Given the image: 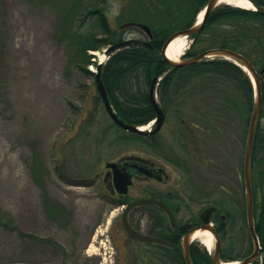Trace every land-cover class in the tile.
Wrapping results in <instances>:
<instances>
[{
  "label": "rangeland",
  "instance_id": "rangeland-1",
  "mask_svg": "<svg viewBox=\"0 0 264 264\" xmlns=\"http://www.w3.org/2000/svg\"><path fill=\"white\" fill-rule=\"evenodd\" d=\"M2 1L6 12L1 20L0 47V264H114L111 229L123 248L125 260L120 264H143L138 244L120 222L121 209L103 198L109 193L104 178L106 162L162 158L156 153L158 148H147L150 143L162 144L168 158L177 154L194 167L189 181L167 163L169 176L162 183L151 184L178 193L180 197L174 199L180 207L178 222L196 225L203 210L214 205L219 207L213 218L218 225L215 216L220 212L218 217H225L220 201L234 199L237 224L227 227L220 237L221 251L235 259L223 261L251 255L255 245L247 224L244 165L252 113L246 126L241 119L244 97L239 86L226 82L238 108L229 113L227 126L220 132L210 129L189 134L172 112L154 140L127 138L129 133L114 125L106 112L95 75L70 65L67 44L55 36L57 13L51 4ZM136 7L135 0H107L106 12L115 26L135 13L141 15ZM124 31L126 37L147 39L139 27ZM188 39L191 46L193 40ZM107 48L90 51L97 64L108 61ZM89 70L95 72L97 65H90ZM260 123L264 130V116ZM149 124L144 125L146 131L154 127H146ZM36 160L43 165L49 199L58 209L67 210L57 214L71 217L70 225L66 226L65 218L60 224L44 217V190L33 176ZM149 185L136 182L132 192H145ZM134 217L145 231L149 229L151 221L145 215ZM34 233L55 244L38 246L32 240ZM195 242L204 247L199 240ZM142 247L154 259L158 248ZM214 248L215 244L211 252ZM259 259L262 261V254Z\"/></svg>",
  "mask_w": 264,
  "mask_h": 264
},
{
  "label": "trees",
  "instance_id": "trees-1",
  "mask_svg": "<svg viewBox=\"0 0 264 264\" xmlns=\"http://www.w3.org/2000/svg\"><path fill=\"white\" fill-rule=\"evenodd\" d=\"M39 4L50 3L57 13V33L59 42H65L69 49L68 61L86 75H95L89 70L90 65H97L95 56L90 51L103 50L105 46L125 40L124 30L128 27H150L153 37L148 34L146 40L152 47L142 43H132L112 54L102 68V78L123 121L133 125H145L155 117V110L149 103L150 88L153 79L162 75L157 87L160 96L170 98L169 103H176L181 96H214L216 117L213 130L220 132L227 126L230 112L238 108V103L230 97L227 81L238 85L244 99L241 111L242 122L247 126L254 104V92L251 79L246 71L231 60L223 58L202 60L191 65L171 67L161 54L167 38L174 32L192 26L197 14L208 0H135V15L121 19L114 26L106 12L107 0H34ZM256 10L221 4L209 15L203 29L194 34L191 50L196 55L210 48H230L245 55L260 71L264 67V0H252ZM4 3L0 0V47L2 41L1 20L4 18ZM6 12V11H5ZM87 26V27H86ZM263 104L261 116H264V74L261 76ZM241 105V108H242ZM113 124L118 126L114 121ZM121 128L120 126H118ZM128 132V131H127ZM127 138L144 139L157 137L158 134H137L128 132ZM154 140V139H153ZM33 176L43 188L44 202L47 208L58 207L44 189L43 165L35 161ZM252 187L254 195L255 228L261 241L262 261L252 264H264V130L260 120L252 154ZM225 217L215 216L219 234H224L227 227L232 229L237 224L234 211L237 202L234 199L220 201ZM66 211V210H64ZM54 213V212H53ZM157 226L152 233L174 243L173 247L158 245L154 259L148 264H186L181 241L195 223L179 222L173 227L165 224L161 215H156ZM0 223L2 221L0 220ZM249 231V230H248ZM250 235V233H249ZM251 237V235H250ZM53 243H55L52 240ZM190 254L194 264H213L212 254L198 242L190 245ZM223 260H234L224 250Z\"/></svg>",
  "mask_w": 264,
  "mask_h": 264
},
{
  "label": "water",
  "instance_id": "water-1",
  "mask_svg": "<svg viewBox=\"0 0 264 264\" xmlns=\"http://www.w3.org/2000/svg\"><path fill=\"white\" fill-rule=\"evenodd\" d=\"M221 3L222 2H220V0H208L203 10L204 14H203L202 20L199 22V19H198V21L191 27L185 28V29H182V30H179L173 33L166 40L161 50V54L163 58L166 60V62L171 67L191 65L194 63H198L202 60L214 59L217 57L225 58L228 60H232L234 63H236L241 68H243L245 71H247L252 79L253 88H254V104H253V111H252L251 121H250L249 129H248L246 147H245L244 173H245L247 224H248V230L254 241L255 247L251 255L240 260L238 263V264H252L259 258L261 248H262L259 235L257 234L256 228H255L254 195H253V187H252V154H253V146H254V141L256 137V132H257V126L260 120L262 104H263L261 76L264 74V67L260 71H258L256 67L253 65V63L249 60V58H247L242 53L236 50L230 49V48H210L194 56H191L188 58H181L179 61L170 59L166 54L169 44L176 37L178 36L190 37L194 34L199 33L203 29L211 12L216 7H218ZM141 27L149 34L150 37H153L152 31L148 25L142 24ZM132 43H142L150 48L152 47L147 41H141L137 39H127V40H123L121 42L111 45L109 48L106 49V53L107 54L113 53L114 51L122 47H125L127 45H130ZM102 67H103V63H99L97 66L96 84H97V89L100 93V96L102 97L104 101L106 110L108 114L110 115V117L119 126H121L123 129L130 131V132H134L137 134H145V135L149 133L158 132L162 128L165 122V114L155 99V87H156V84L158 83L159 75H157L153 79L152 84H151V89H150L152 103L154 104L156 111H157L155 128L152 131H145L143 130L142 127L126 123L113 110V107L110 104L108 92L106 90V87H105V84L102 78ZM106 167L111 168L113 170V183H114L115 188L121 193L127 192L129 189V185L133 182L132 173L123 171L121 169V165H119L117 162H106ZM148 203H157L161 207H163L169 216L172 226H176L177 224L176 217L169 206H167L165 203L155 198H141V199L132 201L123 211L122 220H123V224H124L126 231L132 238L140 240V241L173 246V243L171 241L165 238H161L156 235H151V234L138 231L135 228H133L132 225L130 224L129 214H128L129 211L137 205L148 204ZM218 210H219V207L214 206V205H210L206 207L199 216L200 223L190 228L188 232L183 236L182 241H181V246H182V252H183L184 258L186 260V264H194L191 254H190V245L194 241L193 234L199 229L208 230L209 232L213 234L215 238V242H214L215 248L213 250V264L226 263L225 261L221 259V237L216 229L215 223L213 222V217L218 212Z\"/></svg>",
  "mask_w": 264,
  "mask_h": 264
},
{
  "label": "flooded vegetation",
  "instance_id": "flooded-vegetation-1",
  "mask_svg": "<svg viewBox=\"0 0 264 264\" xmlns=\"http://www.w3.org/2000/svg\"><path fill=\"white\" fill-rule=\"evenodd\" d=\"M131 38H137V37H131ZM140 39V38H138ZM193 46L190 48V50L185 54L184 57H190L192 55V50ZM102 99V97H100ZM170 98H165L159 95L157 98V102L160 106V108L163 110L165 114V121L167 116L171 114L172 112H175V115L178 119H180L181 125L183 128L189 133L194 132L196 134V131H206L213 129V126L215 125L214 118L216 117V111H215V98L214 96H181L179 101L176 103H169ZM103 101V99H102ZM110 102L112 104L113 109L117 112L115 106L112 103V100L110 99ZM104 103V102H103ZM149 103L150 105L154 108L155 110V117L157 116V111L152 103V98L151 95H149ZM105 106V105H104ZM165 124V123H164ZM164 126V125H163ZM163 127L156 133L159 134ZM189 133V134H190ZM162 144L160 143H154V146L151 145V143L147 146L149 150H154V148H158L156 151L157 154H159L162 158H144V160L141 159H136V158H123L121 160L115 161L119 165H121V169L123 171H127L129 173H132V180L133 182L129 185V189L127 192L121 193L119 192L113 183V170L111 168H106V177L105 179V187L109 190L108 194H105L103 198L107 200V202L115 207H118L121 209V218L120 222H122L123 228L126 231L123 220H122V214L125 208L134 200L141 199V198H155L163 203H165L167 206L171 208L173 211L175 217L176 214L179 212L180 207L174 202L175 198H179L180 196L178 195L177 192L175 191H167L164 188L161 187H154L152 186V182L156 181L157 183H162L164 182L165 176L168 177L169 173L167 171V163L172 164L179 172L182 174H185L188 178L189 181L192 179V170L194 171V167L188 165V161L182 160L178 158L177 154H172L175 155L176 158H168L166 154L164 155L165 152H163ZM196 147V145H194ZM184 152V150H183ZM172 157V156H171ZM193 164V162H192ZM146 182L147 184H150L149 186L146 187L145 192L141 193H133L132 189L135 187L136 182ZM77 183V182H76ZM82 184L87 185L82 181ZM93 184H88L87 186H92ZM158 186V185H157ZM45 210V215L48 220H51L52 223L58 222L61 224L60 220L66 221V226L70 225L71 222V217L69 218L68 216H64L63 213L57 214L58 210H62L63 212L66 209H58L57 207H49L47 208L45 205L43 207ZM67 211V210H66ZM54 212V213H53ZM67 214V213H65ZM129 222L132 225L133 228H135L138 231L151 234V235H157V233H152V229L158 227L157 226V218L155 217L156 215H161L162 217L166 218L165 219V224L167 222H170L169 216L165 209L161 207L157 203H148V204H141L133 207L129 211ZM69 215V213H68ZM137 215H145L150 221V227L147 231H145L139 224L138 220L136 217ZM40 216L38 217V219ZM177 220V218H176ZM178 220L177 224L178 225ZM171 224V222H170ZM172 225V224H171ZM173 226V227H176ZM112 234V243L115 246L114 249V255H113V261L114 264H120V262L124 259V252L123 248L118 244L116 239L114 238V234L112 229L110 230ZM128 234V232L126 231ZM129 235V234H128ZM130 236V235H129ZM161 237V236H159ZM130 238L136 242L138 245H136V250L138 253V257L142 258L143 264H148L151 260L149 259L148 255V249H143L142 245H147L148 247L150 246H158L162 244L158 243H148L144 241H140L137 239H134L130 236ZM163 238V237H161ZM166 239V238H165ZM32 240L35 244L39 245H47L49 244H55L52 242V239L47 238L46 236H42L39 233H34L32 235ZM54 241V240H53ZM173 243V242H172ZM167 246V245H164ZM174 246V243H173ZM169 246V247H173ZM158 248V247H157ZM159 251V249H158ZM157 251V252H158ZM155 256V255H154ZM153 257L151 256V259ZM137 259V258H136ZM153 260V259H152ZM39 264V263H37ZM97 264H103V262H99Z\"/></svg>",
  "mask_w": 264,
  "mask_h": 264
},
{
  "label": "bare ground",
  "instance_id": "bare-ground-1",
  "mask_svg": "<svg viewBox=\"0 0 264 264\" xmlns=\"http://www.w3.org/2000/svg\"><path fill=\"white\" fill-rule=\"evenodd\" d=\"M220 2H225L227 4H231L234 6H239L246 9H255L253 2L251 0H220ZM204 12H201L199 15V22L202 20ZM189 40L186 36H178L169 44L166 54L172 59L179 61L181 56L185 53V51L189 48ZM149 124L146 127H149ZM145 130V127L143 128ZM194 240H199L208 250H212L214 247L215 238L211 232L208 230L199 229L193 234ZM224 264H238L237 261L226 262Z\"/></svg>",
  "mask_w": 264,
  "mask_h": 264
}]
</instances>
